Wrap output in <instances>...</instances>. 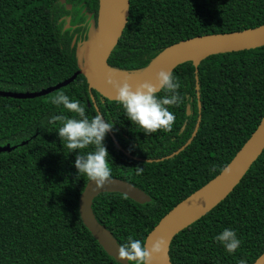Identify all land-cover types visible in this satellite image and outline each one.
<instances>
[{
	"label": "trees",
	"instance_id": "16d2710c",
	"mask_svg": "<svg viewBox=\"0 0 264 264\" xmlns=\"http://www.w3.org/2000/svg\"><path fill=\"white\" fill-rule=\"evenodd\" d=\"M99 8V0H0V90L37 92L71 77L79 69L76 47L88 39L91 21L97 25ZM263 24L264 0H130L108 63L137 72L179 41ZM173 75L184 101L169 108L176 117L170 131L148 135L115 101L89 90L84 75L48 95L0 96V146L15 147L0 153V264H121L80 217L88 180L76 177V153L58 138L59 122L49 123L54 115H74L51 104L57 93L80 100L89 118L99 112L113 123L104 139L111 178L151 197L144 204L121 193L94 199L96 218L120 245L130 235L145 242L162 217L222 171L264 116V46L210 56L197 70L188 61ZM200 115L193 140L167 158L188 142ZM223 228L242 241L232 255L213 239ZM263 253L264 150L223 201L174 237L169 255L172 264H253Z\"/></svg>",
	"mask_w": 264,
	"mask_h": 264
},
{
	"label": "water",
	"instance_id": "95a60500",
	"mask_svg": "<svg viewBox=\"0 0 264 264\" xmlns=\"http://www.w3.org/2000/svg\"><path fill=\"white\" fill-rule=\"evenodd\" d=\"M61 3H66V0H61ZM71 7V4H67V9H71ZM129 7L130 0H108V11L105 14L102 28H99L98 26L101 14L99 8L97 25L94 20L91 21L88 39L79 43L76 47V57L79 69L71 77L54 86H50L37 92L23 93L0 90V96L15 99H32L48 95L49 93L69 85L78 75H84L89 90H95L101 95V97L115 101V91L111 85L106 83V80L110 76V71L118 69L112 68L108 63V60L115 47L118 45L127 25ZM67 21V26H69L70 19ZM75 42L76 38L73 39L72 47L75 45ZM263 46L264 24L255 28L230 33L200 35L168 46L153 58L145 68L137 72H123L137 74V78L129 82V84L135 88L138 84L143 82L155 84L156 73L160 70L171 71L173 73L176 67L188 61H192L197 70L201 61L210 56L256 49ZM196 79V89L198 90L199 81L197 75ZM190 114V106L188 105L187 115ZM200 120L201 115L198 119L196 129L188 142L167 158L173 157L182 151L193 140L197 133ZM112 138L115 145L122 150V152L128 157H132L122 149L113 135ZM13 149H15V147H11L10 145L0 146V153L10 152ZM263 150L264 116L255 131L222 171L205 185L179 202L164 217H162L159 223L148 233L145 242L149 249L156 240H162L164 242L162 250L152 255L150 264H172L169 251L174 237L223 201L240 183L253 163L262 154ZM137 160L140 159L138 158ZM226 168L230 169L228 173H225ZM102 193H121L140 204L150 202L151 197L142 189L118 178H111V181L106 182L101 188H96L94 183L87 182L80 196L79 212L86 228L111 257L121 264H127L126 261H121L117 255L118 247L120 245L117 239L109 229L98 221L94 214L92 207L93 201ZM253 264H264V253L261 254Z\"/></svg>",
	"mask_w": 264,
	"mask_h": 264
},
{
	"label": "clouds",
	"instance_id": "9594fccd",
	"mask_svg": "<svg viewBox=\"0 0 264 264\" xmlns=\"http://www.w3.org/2000/svg\"><path fill=\"white\" fill-rule=\"evenodd\" d=\"M155 79V84L143 82L135 88L129 84L127 77L116 80L109 76L106 80L115 91V102L123 109V115L145 135L158 130L170 131L176 117L169 108L184 101V96L179 92L181 85L171 71L160 70ZM160 92L164 94L158 95ZM50 102L55 106H62L67 113L74 114L54 115L49 123L59 122L56 131L58 138L68 153H76L73 164L76 177H86L96 188L103 187L106 182L111 181L109 153L104 139L113 130V123H109L99 112L89 118L80 100L70 98L63 92L57 93ZM140 171L142 169H137L138 174ZM229 171L230 169H225V173ZM213 239L228 255L234 254L242 244L232 228H223ZM163 243L162 240H156L149 249L146 242L130 235L125 243L119 245L117 255L127 264H150L152 255L162 250ZM238 264H246V261L240 259Z\"/></svg>",
	"mask_w": 264,
	"mask_h": 264
},
{
	"label": "bare ground",
	"instance_id": "6f19581e",
	"mask_svg": "<svg viewBox=\"0 0 264 264\" xmlns=\"http://www.w3.org/2000/svg\"><path fill=\"white\" fill-rule=\"evenodd\" d=\"M100 20H99V28L103 27L104 20H105V14L108 11V0H100ZM110 76H112L113 79L120 80L123 77L128 78V82H131L137 78V74H129L124 73L123 71H110Z\"/></svg>",
	"mask_w": 264,
	"mask_h": 264
}]
</instances>
